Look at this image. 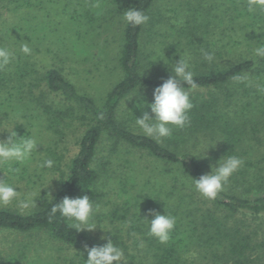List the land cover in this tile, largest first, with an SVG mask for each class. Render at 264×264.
<instances>
[{"label":"trees","instance_id":"16d2710c","mask_svg":"<svg viewBox=\"0 0 264 264\" xmlns=\"http://www.w3.org/2000/svg\"><path fill=\"white\" fill-rule=\"evenodd\" d=\"M3 1L0 0V8ZM28 1L31 2V6L35 1L38 9L35 7L36 14L27 13L29 16L27 18L17 17L21 6L19 0L9 2V4L19 5L10 12L13 17L11 25L14 27L5 35L11 41L14 40L12 45L3 44L2 39L5 37L0 36V46H7L15 52V60L12 64L6 70L0 71V121L11 118V114L12 117L18 116L19 121L33 119L40 122L42 130H45L44 133L49 132L57 138L62 137L65 129L72 123H77L82 132L76 143V153L65 164V170L60 172L56 190L52 193L40 194L37 198V207L27 214L0 209V230L19 233L46 232L53 240L73 248L80 264H85L87 259L86 248L101 246L107 243L108 239H112L115 245L123 249L124 264H264V241L256 242L255 238L258 234L246 230L244 221L236 219L231 221V216L236 214L264 217V168H262L264 159L256 158L255 149L252 146L253 140H258L260 130L257 126L260 118L264 117V94L250 86L243 87L245 84L235 85L236 81L233 79L237 75L253 70L254 63L242 58L233 63L228 60L226 64L215 63V60L209 63L204 58L201 62H196L192 71L194 80L199 85L198 90L209 89L210 91L207 96L200 95L197 93L198 90L192 92L191 99L194 107L189 113L190 125L184 129L174 128L171 137L156 142L141 133L134 132L126 122L118 120L119 106L126 98L136 93V89L137 92L142 89L153 91L168 78L167 76V78L150 79L139 72V58L142 54L140 37L144 24L137 27L124 25L123 44L118 59L123 77L109 90L103 102L98 104L90 96L80 92L71 81L66 79L60 69L57 67L36 69L35 64L30 62L34 60L33 55L25 56L20 51L22 44H28L31 49H34V53L47 54L52 49L54 51L56 45L55 51H64L66 55L70 51L69 43L73 42L71 38L78 39L81 35L77 32L75 35H70L71 38L69 36L58 38L55 34L57 31H51L48 13L47 17L38 15L39 11L47 10L43 9V1ZM103 1L77 0L76 6L68 14L65 22L79 20L80 24L77 26L87 25L93 20L89 17L90 11L93 10L92 6L101 4ZM119 1L121 5L116 8L118 12L124 13L129 8H137L146 15L156 2V0ZM227 1L230 2L229 10L232 12L229 16L230 22L245 19L244 28L252 30L245 39L248 42L255 40L258 44H264V13H249L246 0ZM89 5H92L91 8H88ZM258 26L261 32L256 31ZM186 33L194 35L193 30H183L181 34ZM210 45L214 44H206L204 49L207 50L204 51L209 50L208 52L213 53L214 59L215 55L220 59L221 50L228 48L226 45L214 50ZM83 52L84 49H78L77 53ZM170 59L173 60L168 58ZM237 87L242 89V96L238 95L239 89L235 90ZM237 98L247 101L243 104L240 115L238 111L232 113L231 110ZM143 101L146 103L145 100L139 103L144 105ZM145 111L150 109L146 108ZM142 113L135 112L134 116L131 115L132 119L141 116ZM18 120L15 125L17 134L31 136L33 123L27 122L24 127ZM198 134H205L218 140L219 143L217 150L214 151L215 157L204 162H199L194 156L181 151L190 141V137ZM104 145L108 153L105 161L98 157ZM121 146L129 151L145 153L152 163L164 166L167 174L172 173L173 169H179L181 178L191 186V179H198L201 175L210 172L209 161L216 165L222 157L235 155L242 158L244 164L230 177L225 190L216 200L204 199L205 203L207 205L210 203L209 206L213 205V208L206 207L201 210L193 207L194 202L190 195L176 194L177 185L165 188L164 198L153 196V193H156L154 183L151 189L152 194L146 201L150 209L160 214L164 212L175 216L176 227L168 244H161L154 237L149 236L147 248H138L136 253H131L130 247L125 244L124 237L118 229V225L127 219L125 211L122 216L117 209L101 216L113 225L104 240H97L82 230L77 232L72 229L70 222L61 217L59 212L50 217L51 207L64 196L76 198L88 195L94 204H99L103 197L99 181L102 176L105 177L102 173L107 172V166L113 161V157L117 155ZM44 151L45 156L42 157L43 159L40 158L38 164L45 159H52L53 168L43 169L59 172V163L64 157L54 148H46L42 153ZM1 167L2 170H8L7 166L0 165ZM11 169H18V171H7L9 174H16H12L13 176L19 175L20 169L25 170L23 165L16 163L11 165ZM173 180L180 182L177 179ZM239 189L249 193L257 190L256 195H258L255 198L242 197L234 192ZM218 211L231 216L217 217ZM143 216L146 214L144 213ZM137 217L138 219H133L134 228L140 225L139 218L142 219L141 216ZM148 217L152 219L151 216ZM141 226L146 227L148 231V226L144 222ZM191 253H196L197 258L190 259Z\"/></svg>","mask_w":264,"mask_h":264},{"label":"rangeland","instance_id":"374dc122","mask_svg":"<svg viewBox=\"0 0 264 264\" xmlns=\"http://www.w3.org/2000/svg\"><path fill=\"white\" fill-rule=\"evenodd\" d=\"M19 1L21 6L17 17L25 16L27 18L29 17L27 13L36 14L38 8L35 6V1H33V6L28 0ZM36 1H43V9L47 10L39 11L38 15L46 16L48 13L51 21V31L56 30L55 34L58 38L62 36L70 37V35H75L77 32L81 35L78 39L70 37L73 42L69 43L70 51L66 55L64 51H55L56 45L54 51L52 49L47 54H37L32 49L34 60L30 62L35 64L36 69L57 67L80 92L87 94L96 103L101 104L109 90L123 77L118 59L123 44L125 22L123 21V13L118 12L116 9L118 5H121V1L104 0L101 4L89 5L88 8L93 7V10L89 13V17L93 20L82 27L77 26L80 24L79 20L75 22L68 21L70 23L65 22L68 19V14L76 6L77 0ZM9 2L10 0H4L0 8V36L5 37V39H2L4 40L3 44L11 46L14 40L11 41L5 35L14 27V25H11L13 17L10 12L15 6L19 5L9 4ZM229 9L230 2L227 0H156L148 13L149 20L143 25L140 37V49L142 51L139 58L140 74L150 79L167 78L171 74L172 64H175L180 56H190L191 69H194L196 62L203 60V52L207 50L204 49L205 45L212 43L214 45H210V47L214 50L228 45L227 49L221 50L222 57L220 59L215 55V63L226 64L228 60L233 63L241 58L254 63L255 68L249 71V74L252 75L251 83H241L245 84L243 87L250 86V88L257 89V85H263L264 59L255 62L253 56V49L259 44L255 40L248 42L245 39L252 32V30L244 28L245 19H241L239 22H230L229 16L232 12ZM15 24L17 23L15 22ZM183 30H193L194 35L189 33L182 35ZM233 30H236V32H232ZM78 49H84V52L77 53ZM168 58L173 60H168ZM241 84L236 82L235 85ZM238 89L239 87L235 88V90ZM209 91V89H200L197 93L207 96ZM241 92L242 89H239V96H242ZM150 99L152 100V90H139L131 99L126 100V107L129 110L125 108L123 102L121 103L118 108V120L126 122L134 132L141 133L135 126V118L132 119V117L135 112H144L146 109L139 102L145 100L146 103H150ZM234 101L235 103L231 107L232 113L238 111L239 115L242 114V106L247 102L246 99L237 98ZM10 117H12V114ZM19 122L24 127L27 122L33 123L31 136L42 143V145L37 146V151L41 153L33 154L31 160L23 164L25 170L21 171L20 169L17 176L12 175H16L15 173H7L8 170H2L1 167L0 178L7 177L10 183H20L27 191H38L44 187L41 189L40 194L52 193L56 190L60 172L65 170V164L76 153V143L81 136V128L76 125L77 123H72L65 129L63 136L57 138L49 132L44 133L45 130H42L39 121L20 119ZM257 127L260 130L258 140H253L252 146L255 149L256 158L264 159V117L260 118ZM14 130L16 131V126ZM6 136L7 133L0 134V140L5 139ZM218 144V140H214L205 134H198L190 137V141L186 146H183L181 151L194 156L199 162H204L215 157L214 151L217 150ZM46 148H54L64 157L59 163V172L37 167L40 158L45 156V151L43 153L42 151ZM106 148L105 145L101 147L98 157L102 160L108 155ZM215 166L212 161H209L208 168L210 171L211 167ZM262 168H264V165H262ZM164 169L161 164L152 163L150 157L143 152L129 151L123 146L119 147V152L107 166V172L102 173L105 177L102 176L99 181V188L103 192V197L99 203L101 211L93 218L97 226L91 231H82L97 240H104L101 237L106 238L107 232L105 231H109L113 225L108 223L107 219H102L101 216H105L106 213L115 209L119 210L118 213L122 216L125 211L126 221L131 222V227L127 232H122L120 227L122 223L118 225L125 244L130 247L131 253H136L139 250L137 245L141 240L144 243L142 249L147 248L148 231H146V227L141 226L142 221L140 219V225L134 228L133 219H138L137 216L144 218V213L147 214L146 211L150 209V205L146 199L150 198L151 189L154 186L156 193H153V196L157 195L159 198H164L166 195L165 188L177 185L176 194L190 195L191 200L194 202L193 207L195 206L201 210L206 207L213 208V205L209 206L210 203L209 205L205 203L204 198L195 191L194 187L181 178L179 169H173L170 174H167ZM173 179L180 180V182H175ZM234 192L242 197L255 198L258 195H256L257 190H253L252 193L242 189ZM0 209L18 211L15 204ZM144 210L146 211L144 212ZM216 215L217 217L231 216L223 213V211H218ZM147 218L150 220V217ZM231 218V221L235 219L244 221L247 227L246 230L257 233L256 242L264 241V217L236 214ZM133 232L136 233V236L130 235ZM197 256L196 253H191L189 258L194 259ZM0 264L80 263L73 248L53 240L46 232L19 233L0 230Z\"/></svg>","mask_w":264,"mask_h":264},{"label":"clouds","instance_id":"9594fccd","mask_svg":"<svg viewBox=\"0 0 264 264\" xmlns=\"http://www.w3.org/2000/svg\"><path fill=\"white\" fill-rule=\"evenodd\" d=\"M246 4L249 13H264V0H246ZM148 20L149 16L137 8H129L123 13V21L132 27L141 26L147 23ZM256 31L261 32L259 26ZM20 51L25 56L32 55V49L28 44H22ZM253 56L255 62L264 59V44H259L253 49ZM203 58L211 63L214 60V54L203 52ZM14 60L15 52L7 46H0V71L6 70ZM165 60H163L164 63ZM190 60V56H180L179 60L172 64L171 74L168 78L153 89L152 102L144 103L143 101L144 107L150 109V111H145L141 116L135 117V126L145 137L160 142L163 138L171 137L174 128L184 129L190 125L189 113L194 107L191 93L199 88L194 80ZM233 79L237 83H251L252 75L245 72ZM257 90L264 94V85H257ZM136 94L137 89L135 94L123 101L126 109L129 110L126 107V100L131 99ZM18 119L19 117L16 116L0 121V134L7 133L6 138L0 140V165L7 166L9 171H18V169H11L13 163L26 164L31 160L33 154L41 153L37 151V146L42 145L41 142L33 136L18 135L14 130ZM243 164L244 160L238 156L231 155L226 158L224 156L217 162L215 167H211L209 173L201 175L198 179H191L192 186L204 199L214 201L225 190L230 177ZM53 166L54 161L52 159H45L37 165L41 169H51ZM42 188L38 191H27L20 183H10L7 177L0 178V208L15 204L21 214H27L37 207V197L40 196ZM48 196L51 199V195ZM100 211V205L94 204L88 195L76 198L64 196L59 202L53 204L50 217L59 212L60 216L66 218L70 222V227L77 232L81 230L91 231L97 226L93 218ZM148 216H151L152 219L149 220ZM140 220L147 224L148 236L154 237L161 244L166 245L169 243L176 227L175 216L164 212L160 214L154 209H149L146 216ZM120 227L122 232H127L131 227V222L124 221ZM105 232L110 233L109 231ZM130 235L136 236V233L133 232ZM101 239H105V237H101ZM137 247L141 249L144 247L142 240ZM85 250H87L85 264H124L125 262L123 249L115 245L112 239H108L107 243L101 246H92Z\"/></svg>","mask_w":264,"mask_h":264}]
</instances>
